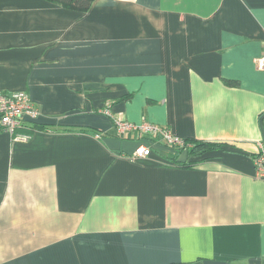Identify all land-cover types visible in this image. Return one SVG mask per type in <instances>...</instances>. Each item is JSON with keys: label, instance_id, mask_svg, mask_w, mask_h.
<instances>
[{"label": "crops", "instance_id": "0c3cea01", "mask_svg": "<svg viewBox=\"0 0 264 264\" xmlns=\"http://www.w3.org/2000/svg\"><path fill=\"white\" fill-rule=\"evenodd\" d=\"M263 42L264 0H0V92L48 125L0 133V264H264ZM115 118L223 146L135 158Z\"/></svg>", "mask_w": 264, "mask_h": 264}, {"label": "built area", "instance_id": "2783aa9c", "mask_svg": "<svg viewBox=\"0 0 264 264\" xmlns=\"http://www.w3.org/2000/svg\"><path fill=\"white\" fill-rule=\"evenodd\" d=\"M256 66L258 69L264 70V50L256 59ZM105 112L111 115L109 110ZM39 114L37 104L26 91L0 92V124L2 125L3 131L9 133L13 140L29 141L33 135L29 131L22 130L23 125L26 122L36 120ZM114 121L118 130L124 134L132 131H139L145 134V136L140 138L133 153L135 158H147L151 156L156 145H163L176 154H180L186 144L185 139L175 136L169 128L161 127L149 121L140 124L120 118H115ZM254 162L257 169V176L264 179V147L262 145L259 152L254 155Z\"/></svg>", "mask_w": 264, "mask_h": 264}, {"label": "trees", "instance_id": "16d2710c", "mask_svg": "<svg viewBox=\"0 0 264 264\" xmlns=\"http://www.w3.org/2000/svg\"><path fill=\"white\" fill-rule=\"evenodd\" d=\"M47 1L59 4L65 8L86 12V11L90 10V8L93 6V4L96 0H47ZM229 82L236 83L235 81H229ZM1 92L6 93L5 91H1ZM10 92H12V91H10ZM127 98H129V96L124 95V96H122L121 99L124 100ZM36 120L31 121V122H26L23 125V128L29 129V130H27V132L28 131L31 132L32 135L37 130H47L48 129L47 124L36 122ZM2 131H3V128H2V125L0 124V133ZM185 143L186 144L182 149L188 150L189 158L194 157L197 159L191 160V161L188 159L186 162H177V165L180 167H183V168L193 167L195 165L194 162H198V158H204L209 152L214 151V150H218L223 146V143L206 141V140H197V139H187V140H185ZM178 155H179V153L174 155L173 158L175 161H176V158L178 157Z\"/></svg>", "mask_w": 264, "mask_h": 264}, {"label": "water", "instance_id": "95a60500", "mask_svg": "<svg viewBox=\"0 0 264 264\" xmlns=\"http://www.w3.org/2000/svg\"><path fill=\"white\" fill-rule=\"evenodd\" d=\"M189 157V152L187 149H184L176 158L177 162H186Z\"/></svg>", "mask_w": 264, "mask_h": 264}]
</instances>
